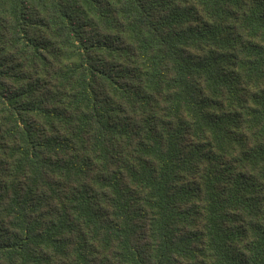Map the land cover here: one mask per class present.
I'll return each mask as SVG.
<instances>
[{"label": "trees", "instance_id": "obj_1", "mask_svg": "<svg viewBox=\"0 0 264 264\" xmlns=\"http://www.w3.org/2000/svg\"><path fill=\"white\" fill-rule=\"evenodd\" d=\"M0 264H264V0H0Z\"/></svg>", "mask_w": 264, "mask_h": 264}]
</instances>
